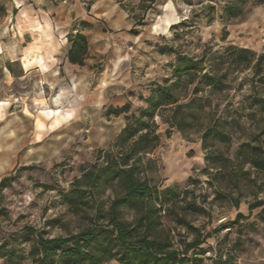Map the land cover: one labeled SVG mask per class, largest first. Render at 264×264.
Wrapping results in <instances>:
<instances>
[{"label":"clouds","instance_id":"9594fccd","mask_svg":"<svg viewBox=\"0 0 264 264\" xmlns=\"http://www.w3.org/2000/svg\"><path fill=\"white\" fill-rule=\"evenodd\" d=\"M0 264H264V0H0Z\"/></svg>","mask_w":264,"mask_h":264}]
</instances>
